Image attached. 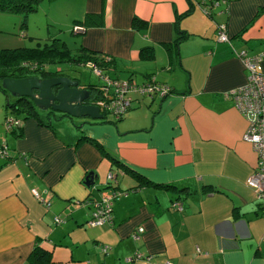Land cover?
I'll list each match as a JSON object with an SVG mask.
<instances>
[{
	"label": "crops",
	"instance_id": "obj_1",
	"mask_svg": "<svg viewBox=\"0 0 264 264\" xmlns=\"http://www.w3.org/2000/svg\"><path fill=\"white\" fill-rule=\"evenodd\" d=\"M212 1L40 0L26 13L10 11L2 47L60 37L99 58L110 76L138 84L153 77L172 91L131 92L114 119L99 105L102 117L14 110L0 89V141L8 145L0 155V264H29L35 244L50 252L48 264H264V208L246 182L257 155L243 138L246 117L224 95L247 81L237 51L259 54L264 73V0H218L206 12ZM38 10L43 36L23 21ZM220 23L228 40L217 38ZM76 64L64 74L96 103L101 77ZM7 114L21 126L5 129ZM112 190H127L113 201L112 221L88 224L93 201ZM135 251L143 256L127 260Z\"/></svg>",
	"mask_w": 264,
	"mask_h": 264
},
{
	"label": "built area",
	"instance_id": "obj_2",
	"mask_svg": "<svg viewBox=\"0 0 264 264\" xmlns=\"http://www.w3.org/2000/svg\"><path fill=\"white\" fill-rule=\"evenodd\" d=\"M218 3V0L212 1L205 6V11L210 12L211 7ZM74 31L81 29L80 25L73 27ZM217 38L219 40H228L226 26L223 23L217 25ZM236 54L242 60L248 71L246 83L231 88L224 93L226 97L232 98L236 108L246 117L248 121L247 128L243 134V138L249 141L257 155V162L254 171L248 176L246 182L252 186L256 192L257 198L264 208V73L257 69L260 59L259 54H248L245 50L237 51ZM86 66L91 68L101 77L99 85L101 98L96 101L100 108L106 109L113 114L114 119L119 118L131 105V92L139 93H159L165 95L172 91V88L164 83L158 82L155 78L136 83L130 79H122L110 76L104 72L99 65L93 60L84 62ZM22 119L19 116L7 114L3 120L5 129H12L21 126ZM0 155H8V145L5 141L0 142ZM114 177L113 172H108L107 179ZM32 194L44 204L49 205V200L45 198L36 188L31 189ZM127 190H112L111 192L102 193L93 201V211L87 223L97 225L104 222L112 221V204L116 197L125 194ZM172 206L177 209L182 208V202L178 199L172 201ZM54 220L61 222L64 217L55 215ZM143 230V226H138L132 232L133 238H138ZM107 245L102 246V250L106 251ZM142 253L135 251L127 260L139 258ZM147 256L146 258H149ZM154 264H172V261L156 262Z\"/></svg>",
	"mask_w": 264,
	"mask_h": 264
},
{
	"label": "trees",
	"instance_id": "obj_3",
	"mask_svg": "<svg viewBox=\"0 0 264 264\" xmlns=\"http://www.w3.org/2000/svg\"><path fill=\"white\" fill-rule=\"evenodd\" d=\"M39 1L0 0V10L26 13L35 9ZM87 60H93L99 64V58L95 57L92 53L85 52L83 48H80L77 52H73L60 37H53L49 40L38 42L35 46L0 47V81L4 76L19 77L33 74L37 71L40 76H48L60 73L58 70L50 69L51 63L67 61L85 65L84 62ZM91 86L89 85V87ZM0 89L6 91L1 84ZM7 103L14 110L20 109L30 114L35 113L31 102H26L22 97H15L12 103ZM27 260L29 264H48L51 260V255L47 249L39 244H35L29 252Z\"/></svg>",
	"mask_w": 264,
	"mask_h": 264
},
{
	"label": "water",
	"instance_id": "obj_4",
	"mask_svg": "<svg viewBox=\"0 0 264 264\" xmlns=\"http://www.w3.org/2000/svg\"><path fill=\"white\" fill-rule=\"evenodd\" d=\"M61 69L58 67L55 70ZM1 86L12 96L31 102L36 112L50 109L71 116H103L98 104L87 101L91 96L90 90L79 85V78L62 72L48 76L35 73L19 77L4 76ZM93 177V172H90L85 182L94 184Z\"/></svg>",
	"mask_w": 264,
	"mask_h": 264
},
{
	"label": "rangeland",
	"instance_id": "obj_5",
	"mask_svg": "<svg viewBox=\"0 0 264 264\" xmlns=\"http://www.w3.org/2000/svg\"><path fill=\"white\" fill-rule=\"evenodd\" d=\"M42 13H43V11H40V10L28 13V16H30L29 20H26V17H27L26 16L25 20H23V21H24L25 24L27 22H29L30 29L33 30V31H38L36 33L37 35H42L43 36V35H46V30L47 29L43 28L44 27V23H45L44 22L45 19L42 17ZM10 14H13V13L10 12L9 10L0 11V22H1L0 27H4V29H6L5 31H0V47H2V45H4V43L5 44L8 43V32H6V31L8 30V26H9V22L8 21H11V20H9L10 19ZM21 21H22V19H21ZM16 37H17V35H16ZM21 37H19V38H21ZM1 38L3 39V42H1V40H2ZM42 41H45V40L43 38L33 37L32 42L30 44H26V46L35 45L36 42H42ZM20 46H22V45H20ZM72 66L73 67H75V66L79 67V65H77L76 63H72V64L70 63L69 64V62H67V61H62V62L51 63L50 69L51 70H55L58 67H62L61 72L65 73V72L68 71V68H70ZM82 67L86 68L84 65ZM35 74H39V72L37 71V72H35ZM0 84H1V81H0ZM10 98L13 99V100L15 99V97L12 96L11 94H10ZM4 99H6L5 98V92L0 90V105H1V100L3 101ZM4 104L6 106V100H4Z\"/></svg>",
	"mask_w": 264,
	"mask_h": 264
}]
</instances>
